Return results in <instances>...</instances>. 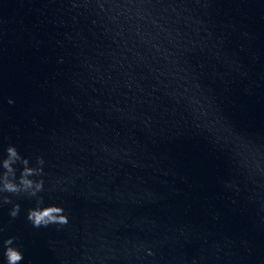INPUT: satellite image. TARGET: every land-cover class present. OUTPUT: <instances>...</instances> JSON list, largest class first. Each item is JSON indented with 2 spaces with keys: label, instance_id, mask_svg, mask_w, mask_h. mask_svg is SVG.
Segmentation results:
<instances>
[{
  "label": "water",
  "instance_id": "obj_1",
  "mask_svg": "<svg viewBox=\"0 0 264 264\" xmlns=\"http://www.w3.org/2000/svg\"><path fill=\"white\" fill-rule=\"evenodd\" d=\"M0 264H264V0H0Z\"/></svg>",
  "mask_w": 264,
  "mask_h": 264
},
{
  "label": "clouds",
  "instance_id": "obj_2",
  "mask_svg": "<svg viewBox=\"0 0 264 264\" xmlns=\"http://www.w3.org/2000/svg\"><path fill=\"white\" fill-rule=\"evenodd\" d=\"M54 211H59L58 209H50V210H46L43 213L37 214L36 215V223L39 224L45 217H51V213ZM61 222H65L63 221V218H61ZM11 260L14 262L18 259H20V257L16 254V253H11Z\"/></svg>",
  "mask_w": 264,
  "mask_h": 264
}]
</instances>
